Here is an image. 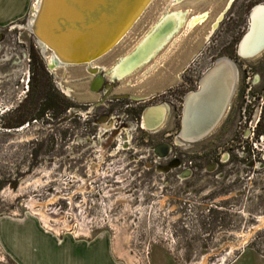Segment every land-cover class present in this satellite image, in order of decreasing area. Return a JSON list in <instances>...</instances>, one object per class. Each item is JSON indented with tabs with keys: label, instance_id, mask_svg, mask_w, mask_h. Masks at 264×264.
I'll return each mask as SVG.
<instances>
[{
	"label": "rangeland",
	"instance_id": "1",
	"mask_svg": "<svg viewBox=\"0 0 264 264\" xmlns=\"http://www.w3.org/2000/svg\"><path fill=\"white\" fill-rule=\"evenodd\" d=\"M32 2L0 0V218L40 220L44 212L61 236L109 239L125 264H264V52L239 56L264 0H235L227 11L228 0H154L94 63L103 78L97 92L87 66L50 70L27 28ZM174 15L185 23L119 77L122 61ZM222 59L237 72L227 111L202 139L181 141L186 97ZM33 72L46 89L52 82L64 110L5 129ZM162 106V126L145 130L143 114ZM161 145L168 156L154 152Z\"/></svg>",
	"mask_w": 264,
	"mask_h": 264
},
{
	"label": "bare ground",
	"instance_id": "2",
	"mask_svg": "<svg viewBox=\"0 0 264 264\" xmlns=\"http://www.w3.org/2000/svg\"><path fill=\"white\" fill-rule=\"evenodd\" d=\"M150 1L152 0H33L27 28L35 36L47 60L49 68L53 71L59 68L60 65V67H63L66 63L72 62V57L79 56V54H83L84 52H94L107 43L111 42L107 50L113 51L120 45L118 44L119 41L124 39L123 37H125V35L128 36L131 32L130 28L133 27L132 25L136 20L137 22L139 21L144 10L146 12ZM234 1L235 0H228L226 11ZM140 6V11L135 14L138 9L137 7ZM133 15L135 16L131 20ZM222 18L223 15L218 18L217 23L212 27L213 30ZM185 21L186 18L181 15H174L173 18L165 19L161 25L156 28L153 37L141 45L133 57L123 60L121 66L115 70V73L121 77L132 71L138 65L147 62L151 56H154L155 53L162 48L166 40L158 44L151 52H147V49L154 45L162 35L168 39L172 32L176 30L180 24H184ZM252 21H254L253 31L240 45L239 54L244 56V59L257 57L264 52L263 8H260L259 11L256 12ZM126 23L128 25L123 29ZM49 49L53 51H49ZM261 50L263 51L260 52ZM103 58L96 61H100ZM96 61H91V58H88L86 59L88 63L83 66H87L88 69L94 73V70H99L94 67ZM68 67L70 66H67V68ZM213 81H215L213 86L214 89L210 94L214 93L217 96L214 95L213 97L212 95L213 98L212 101H210L211 105H209L211 107L209 108L208 106L205 108V112L199 119V124L195 128H192V119L195 117L198 104L209 94L208 88L213 84ZM236 82L237 73L235 72V77H233L229 62H218L216 69L203 81L202 93L197 96L193 95L189 97L187 106L189 109L187 111L183 133L185 139L191 138L192 134L199 136L216 121L219 120L216 126L221 122L234 93ZM100 85L101 83L97 84L98 87ZM93 90L96 91L95 89ZM223 98L225 102L221 106ZM224 109L225 113L222 114ZM208 110H210V112ZM207 111L209 113L208 115ZM165 117L164 107L151 109L145 116V123L147 125L155 124V127H157L163 124ZM30 208L35 212L32 205H30ZM38 215L40 216V221L47 229L50 228L55 234H59L58 230L49 223L51 218L47 214L38 212Z\"/></svg>",
	"mask_w": 264,
	"mask_h": 264
},
{
	"label": "crops",
	"instance_id": "3",
	"mask_svg": "<svg viewBox=\"0 0 264 264\" xmlns=\"http://www.w3.org/2000/svg\"><path fill=\"white\" fill-rule=\"evenodd\" d=\"M0 264H125L107 238L90 242L48 232L34 216L0 218Z\"/></svg>",
	"mask_w": 264,
	"mask_h": 264
},
{
	"label": "water",
	"instance_id": "4",
	"mask_svg": "<svg viewBox=\"0 0 264 264\" xmlns=\"http://www.w3.org/2000/svg\"><path fill=\"white\" fill-rule=\"evenodd\" d=\"M145 1H147V0H145ZM154 0H152V1H150L149 2V5H148V7H147V9L150 7V5L152 4V2H153ZM138 9H137V11H136V13L135 14H137L139 11H140V8H141V6L140 7H137ZM260 8H263L264 9V5L262 4V5H259V6H256L254 9H253V11H252V13H251V16H250V19H251V22L249 23V28H248V31H247V33L245 34V36H244V38H243V40H242V42H244V40L251 34V32L253 31V28H254V21H252V19L254 18V16H255V14H256V12L257 11H259V9ZM147 11V10H146ZM145 13V10H144V12H143V14ZM143 14H142V16H143ZM134 16L135 15H133V17L131 18V20L134 18ZM141 19V16H140V18H139V20ZM130 20V21H131ZM136 24L138 23L137 22V20H136V22H135ZM135 23L132 25L133 27H135L134 25H135ZM127 23L126 24H124V27H123V29H125L126 27H127ZM133 27L132 28H130L131 29V31H132V29H133ZM122 29V30H123ZM121 30V31H122ZM117 38V37H116ZM124 39L126 38V35H125V37H123ZM124 39H121L120 41H119V43L118 44H121V42L124 40ZM242 42H241V44H242ZM111 43V42H110ZM110 43H107V44H105L103 47H101V48H99V49H97L96 51H91V52H84L83 54H79V56H75V57H72L71 59V61L72 62H70V63H66V65L67 66H70V67H68V68H76V67H83V65H86L88 62H86V59H88V58H91V61H96V60H99V59H101V58H103V57H105L106 55H108V54H110L112 51L111 50H107V47H108V45H110ZM117 44V45H118ZM240 44V45H241ZM116 45V46H117ZM114 47V46H113ZM113 47H112V49H113ZM240 48L241 47H239V50H240ZM264 50V49H263ZM263 50H261L260 52H262ZM49 51H53L52 49H49ZM259 52V53H260ZM241 56V58H243L244 59V56H242V55H240ZM229 62L228 60H225V59H222V60H219L218 62ZM217 62V63H218ZM217 63L206 73V75L203 77V79H202V82H201V85H200V89H199V91H197V92H192V93H190L187 97H186V100H185V106H184V110H183V116H182V124H181V130H180V134H179V138H180V140L181 141H185V142H188V141H194V140H197V139H200V138H202V137H204L206 134H208L215 126H216V124L218 123V121H216L213 125H211V126H209V128L204 132V133H202V134H200L199 136H196V134H192V136H191V138H184V136H183V133H184V127H185V119H186V116H187V111H188V102H189V97H191V96H197V95H200L201 93H202V86H203V81L205 80V78L207 77V76H209L215 69H216V66H217ZM229 64L231 65V72H232V75H233V77H235V72H236V69H235V67H234V65L231 63V62H229ZM237 73V72H236ZM213 84H211L210 85V87L208 88L209 89V94L206 96V97H204L203 99L204 100H202V101H200L199 102V104H198V107H197V111H196V113H195V117L192 119V128H195L198 124H199V119H200V117H201V115L205 112V108H207L209 105H211V102L210 101H212V98L214 97V95L215 96H217L216 94H214V93H211L210 94V92H212L213 91V89H214V84H215V81H213L212 82ZM67 93V92H66ZM212 95H213V97H212ZM211 98V99H210ZM225 99L223 98V101H222V104H221V106L224 104V101ZM211 106H209V108H210ZM209 112H210V110H208ZM208 111H207V115L209 114L208 113ZM223 113H225V109L223 110V112H222V114ZM221 118V117H220ZM168 151H169V147L167 146V145H161V146H158V147H156L155 148V150H154V152L157 154V155H159L160 157H166L167 155H168Z\"/></svg>",
	"mask_w": 264,
	"mask_h": 264
},
{
	"label": "trees",
	"instance_id": "5",
	"mask_svg": "<svg viewBox=\"0 0 264 264\" xmlns=\"http://www.w3.org/2000/svg\"><path fill=\"white\" fill-rule=\"evenodd\" d=\"M64 105L65 100L61 98L52 82L46 89L38 83L36 74L33 72L25 99L14 111L7 114V120L3 127L8 130L20 129L26 124L44 120L48 114H52L56 119L62 114Z\"/></svg>",
	"mask_w": 264,
	"mask_h": 264
},
{
	"label": "flooded vegetation",
	"instance_id": "6",
	"mask_svg": "<svg viewBox=\"0 0 264 264\" xmlns=\"http://www.w3.org/2000/svg\"><path fill=\"white\" fill-rule=\"evenodd\" d=\"M262 5V4H261ZM257 6H259V5H257ZM256 7V6H255ZM254 7V8H255ZM249 23H250V19H249ZM239 56H240V54H239ZM240 58H241V56H240ZM241 59H243V58H241ZM243 60H245V59H243ZM99 61H96V63H98ZM83 67H85L86 69H87V67L86 66H83ZM51 70V69H50ZM95 72H94V76H97V74L99 73V71H96V70H94ZM91 74V73H90ZM101 81V82H100ZM98 82V83H97ZM99 83H101V85L98 87L97 86V84H99ZM102 86H103V78L102 77H100V76H97L95 79H94V81H93V83H92V85H91V90H92V92H97L98 90H100L101 88H102ZM93 89H95L96 91H94ZM163 107V106H162ZM158 108H160V107H158ZM151 109H157V108H150L149 110H151ZM148 110V111H149ZM148 111H146L144 114H143V120H142V122H143V127L145 128V130H147V131H149V132H152V131H155V130H157V129H159L162 125H160V126H157V127H155V124H150V125H147L146 123H145V116L147 115V113H148ZM165 121V120H164ZM151 127H153V128H151ZM155 127V128H154ZM168 146V145H167ZM169 147V146H168ZM170 152V147H169V151H168V153ZM168 156V155H167ZM185 174H187V173H185Z\"/></svg>",
	"mask_w": 264,
	"mask_h": 264
},
{
	"label": "built area",
	"instance_id": "7",
	"mask_svg": "<svg viewBox=\"0 0 264 264\" xmlns=\"http://www.w3.org/2000/svg\"><path fill=\"white\" fill-rule=\"evenodd\" d=\"M0 262H5V257H0Z\"/></svg>",
	"mask_w": 264,
	"mask_h": 264
}]
</instances>
